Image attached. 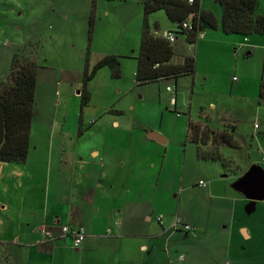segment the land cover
<instances>
[{"label":"rangeland","instance_id":"obj_1","mask_svg":"<svg viewBox=\"0 0 264 264\" xmlns=\"http://www.w3.org/2000/svg\"><path fill=\"white\" fill-rule=\"evenodd\" d=\"M258 2L259 12L264 14V0ZM201 5L205 10L219 12L221 17L219 0H201ZM92 11L94 25L89 40ZM148 22L152 30L156 28L160 32L175 27L164 9L151 13ZM143 23L141 0H0V84L7 80L16 54L18 58L29 56L39 65L30 137L32 155L39 153L49 138L63 135L65 115L70 112L78 119L82 107L87 114V122L93 118L100 123L97 111L108 106L122 108L126 112L120 116L119 112L113 111L106 117H112L113 122L117 121L116 116L127 120L132 119L130 106L135 102L140 105L142 101H157L148 97L158 98L161 94L163 103L167 102L174 110L171 106L173 94L168 87H173L176 79L136 84L135 58L140 50ZM209 31L205 30L204 34ZM261 42L264 44V40ZM172 44L175 50L173 62H179L186 53L195 56L197 62L194 75L178 78L177 109L184 113L182 118L191 116L197 120L204 109L211 118L202 120H207L215 129L223 128L224 122L230 123L240 146L221 144L220 159L197 161L192 157L195 145L188 141L187 188L184 184L183 188L180 186L172 193L174 202L155 210V214L162 216L170 225L178 217L190 224L193 230L186 233L169 229L164 237V248L159 247V250L167 264H264V200L252 201L232 188L253 165L264 169V103L259 99L260 82L264 81V49L250 37L234 44L219 39L211 47L196 48L193 44L189 49L191 46L180 35ZM107 55L120 57L122 76L113 78L108 67L100 69L87 85L91 100L82 106L76 92L82 88L84 69ZM143 94L145 98H141ZM211 104L215 108H211ZM138 114L148 121L156 120L151 113ZM172 117H176L174 112L169 113L165 120ZM68 126L69 121L65 131ZM2 164L4 169L9 167L5 174L14 183H19L24 174L20 170L23 164ZM2 171L0 169V173ZM46 178L38 182L40 187L49 184L47 175ZM200 181L204 184H199ZM213 183L214 187L218 186L216 193L224 184L230 192L222 197L207 194L206 187ZM2 206L0 203V208ZM3 211L5 209L1 208ZM117 219L109 224L108 232L115 225H122ZM5 221V216H0V239L7 235ZM63 225L64 218L61 221ZM242 228L250 234L247 241ZM198 230L199 233L206 231L211 238L186 241V237ZM223 231L234 235L227 253L223 252L224 239L220 236ZM79 254L69 250L74 261ZM161 261L159 257L155 260L156 264Z\"/></svg>","mask_w":264,"mask_h":264},{"label":"crops","instance_id":"obj_2","mask_svg":"<svg viewBox=\"0 0 264 264\" xmlns=\"http://www.w3.org/2000/svg\"><path fill=\"white\" fill-rule=\"evenodd\" d=\"M213 12L221 18L219 12ZM175 29L176 25L163 31ZM232 35L234 37H230ZM240 36L243 35L225 34L218 28L204 34L195 46L211 47L219 39L234 44L250 37L264 49L261 42L264 34ZM190 46L189 49L193 47ZM170 88L173 111L167 102L163 103L159 94L158 98L148 97L157 101H142L140 105L135 102L130 106L132 119L116 116L117 121L113 122V118L106 117V114L116 111L123 116L126 110L110 108L112 106L97 111L100 123L93 118L87 122L83 107L78 119L69 112L62 125L63 135L49 138L39 153L32 155L30 151L27 161L21 163L23 169L20 170L24 174L19 183H14L5 174L9 167L4 169L0 163V169L4 170L0 173V203L5 209L1 212L0 208V216H5L7 231V235L0 239V264H156L158 257L162 260L160 264H167L159 247H163L165 234L172 228L164 218L163 223L159 222L155 210L173 203L172 193L180 186L183 188L184 184L187 188L188 122L195 120L191 116L183 119L184 113L177 109L178 79ZM79 91L76 92L78 96ZM211 108H215L214 104ZM142 112L151 113L156 120L142 118L138 114ZM168 112H174L176 117L166 121ZM209 118L211 116L202 109L197 120ZM67 121L69 126L65 131ZM204 123L214 131L227 129L232 132V125L227 122L223 128L217 129L209 122ZM93 125L95 129L90 130ZM150 131L160 141L150 137ZM192 143L195 145V154L192 151L194 160L207 161L198 158L196 144ZM14 169L19 171L17 167ZM46 175L49 184L40 187L38 182L45 181ZM214 186L213 183L206 187V193L222 197L230 192L224 184L216 193L218 186ZM62 218L65 225L69 223L71 228L82 226L86 231L80 248L73 246L71 235L61 236ZM115 219L121 220L122 225H115L108 232L109 224ZM42 224L56 229L55 239L48 240L43 236L39 230ZM241 230L247 241L249 232L246 228ZM220 236L224 239L223 252L227 253L234 235L223 231ZM198 238L206 240L211 235L198 230L186 237V241ZM70 249L80 253L76 261L69 255Z\"/></svg>","mask_w":264,"mask_h":264},{"label":"trees","instance_id":"obj_3","mask_svg":"<svg viewBox=\"0 0 264 264\" xmlns=\"http://www.w3.org/2000/svg\"><path fill=\"white\" fill-rule=\"evenodd\" d=\"M222 15L219 19L211 10L202 8L201 0H141L144 23L136 68V84L157 82L160 79H178L196 72V58L184 55L173 62L175 50L160 31L152 30L148 17L156 10L164 9L168 18L176 25L172 30L177 38L185 37L188 44H196L198 34L205 30L220 28L225 34L249 36L264 34V14L259 13L258 0H219ZM89 40L94 25V11L90 18ZM189 22L190 27L183 23ZM108 67L113 78L122 76V65L118 55H107L92 67L86 65L82 88L79 91L82 106L89 104L91 92L87 85L96 73ZM39 65L31 57L14 55L10 73L0 84V163H25L30 152L31 126L36 101V86ZM259 99L264 103V81L260 83ZM207 121V120H206ZM203 120H189L187 140L196 144L197 156L202 160H218L222 157L220 145L238 147L234 134L227 129L214 131Z\"/></svg>","mask_w":264,"mask_h":264},{"label":"built area","instance_id":"obj_4","mask_svg":"<svg viewBox=\"0 0 264 264\" xmlns=\"http://www.w3.org/2000/svg\"><path fill=\"white\" fill-rule=\"evenodd\" d=\"M189 1L193 2L194 0H189ZM183 25L184 27H190L189 22H184ZM159 34L172 43L175 42L177 39V36L171 31H162V32H159ZM203 35H204V32H201L198 34V37L201 38L203 37ZM168 89L170 90L171 88L168 87ZM177 114L179 115L180 113H177ZM263 164H264V158H263ZM200 184L203 185L204 184L203 181H200ZM158 220L160 223H163L162 216H158ZM171 228L173 230H182L186 232H190L193 230V227L190 224L182 222L181 219L178 217L173 220L171 224ZM39 230L42 232L43 236L46 239L52 240L55 238L56 229L54 227L48 226L46 224H42L40 225ZM60 234L62 237L71 235L73 238V246L77 249L82 246L86 238V233L83 227L71 228L68 225H64L60 227Z\"/></svg>","mask_w":264,"mask_h":264},{"label":"water","instance_id":"obj_5","mask_svg":"<svg viewBox=\"0 0 264 264\" xmlns=\"http://www.w3.org/2000/svg\"><path fill=\"white\" fill-rule=\"evenodd\" d=\"M149 136L159 140L153 131H150ZM233 187L252 201L264 200V169L260 165H253L233 184Z\"/></svg>","mask_w":264,"mask_h":264}]
</instances>
